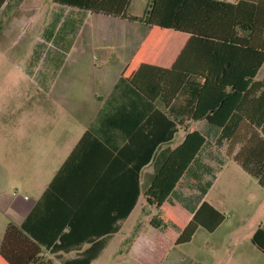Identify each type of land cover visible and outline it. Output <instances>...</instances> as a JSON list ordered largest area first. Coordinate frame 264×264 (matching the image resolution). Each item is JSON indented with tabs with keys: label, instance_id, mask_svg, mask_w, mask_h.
<instances>
[{
	"label": "crops",
	"instance_id": "0c3cea01",
	"mask_svg": "<svg viewBox=\"0 0 264 264\" xmlns=\"http://www.w3.org/2000/svg\"><path fill=\"white\" fill-rule=\"evenodd\" d=\"M229 1L235 3L239 0ZM46 3L47 0H6L0 6V35L7 37L11 31L12 35L18 27L25 25L26 16L30 18L27 26L32 27L36 15L45 12ZM53 4L58 8L54 14L48 16L46 11L45 16L36 20V42L31 46V54L35 52L34 48H45L42 43L48 45L53 63L52 84L46 85L48 94L51 99H58L77 122L81 133L72 142L68 138H46V144L59 145L55 158L60 160L59 165L47 171L46 175L51 178L41 196L32 203L13 202L9 206L4 203L0 206V248L7 226L13 223L31 240L36 235L45 241L41 246L42 256L52 264L80 259L91 249L98 250V254L90 264H111L109 256L118 257L115 264H218L214 256L220 250L216 253L209 251L206 244L210 241L220 243L224 239L227 234L224 232L228 230L225 227L227 217L214 232L200 226L190 242L177 244L182 231L176 226H169L171 236H168L151 225V219L161 211L149 204L145 195L170 153L183 142L187 131L193 132L191 124L197 123L194 131L200 132L206 143L167 202L179 204L191 218L205 201L222 212L209 200L213 183L204 181L213 173L214 163L219 159L204 160L203 152L210 141L200 125L204 123L207 129L218 131L217 142L227 145L226 156L234 160V155L228 154L229 141L221 140V129L207 120L191 121L185 117L192 94L204 78L190 76L169 107L160 102L150 104L130 85L122 82L124 70L150 31L145 22L146 15L142 18L130 15L131 2L127 18L94 15L54 1ZM87 20L91 24L86 30ZM41 22L44 23L39 31ZM67 27L70 32L61 34ZM90 32L95 48L86 50L80 40ZM86 70L95 73L87 74ZM263 79L264 65L256 77L257 81ZM43 80L48 81V75L42 76ZM155 111L176 122L177 132L173 138L160 144L151 160L145 162L150 154L148 134ZM140 165L142 168L136 178L135 168ZM197 190L200 200L193 206V192ZM144 208L146 216L140 221L139 215L141 217ZM6 209L9 212L7 221L3 218ZM74 217L81 233L67 251L55 252L53 247L60 244V235L69 231L70 218L72 221ZM90 225H95L100 236L86 234ZM257 230L252 233L249 247L253 261L242 258L243 264L264 261V253L252 243ZM227 240L229 248L223 251L221 260L226 264H240V255L237 256L242 251L238 249L240 243L234 238ZM194 242H201L198 254H193V248H190Z\"/></svg>",
	"mask_w": 264,
	"mask_h": 264
},
{
	"label": "trees",
	"instance_id": "16d2710c",
	"mask_svg": "<svg viewBox=\"0 0 264 264\" xmlns=\"http://www.w3.org/2000/svg\"><path fill=\"white\" fill-rule=\"evenodd\" d=\"M5 1L0 0V6ZM54 2L94 15L126 17L131 0ZM145 22L150 31L124 70L122 82L150 104L160 102L169 107L190 76L203 77L185 117L219 127L221 140L229 141L228 154L264 188V79L256 80L264 65V0H153ZM154 114L145 162L177 132L176 122L160 111ZM205 143L200 132L187 131L145 194L149 204L161 211L151 219V225L168 236L169 226H176L182 231L177 244L190 242L200 226L214 232L226 219L206 201L192 218L179 204L167 202ZM141 168H135L136 178ZM94 226L87 228L88 236H100ZM80 233L77 219L70 218L69 231L60 235V244L53 250L67 251ZM252 243L264 253V229L258 228ZM44 244L10 223L0 248V264H52L42 256ZM97 254L98 250L91 249L66 264H90Z\"/></svg>",
	"mask_w": 264,
	"mask_h": 264
},
{
	"label": "rangeland",
	"instance_id": "374dc122",
	"mask_svg": "<svg viewBox=\"0 0 264 264\" xmlns=\"http://www.w3.org/2000/svg\"><path fill=\"white\" fill-rule=\"evenodd\" d=\"M53 1L47 0L45 12H48V16L58 9ZM152 1L132 0L129 14L142 18ZM45 12L42 15L45 16ZM42 15H36L32 27L27 26L30 18L26 16L25 25L18 27L12 35V31L7 37L0 35V206L3 203L9 206L13 202L30 204L41 196L45 184L51 178L46 175L47 171L57 167L60 162L55 159L59 145L46 144V138H68L72 142L81 133L77 122L69 116L58 99H51L48 94L46 85L52 84L50 72L53 68L48 45L42 43L45 48H34L35 52L31 54V46L36 42V20ZM73 15L77 17L75 12ZM64 18L67 20L66 15ZM43 23L38 26L39 31ZM85 24L87 30L91 23L87 20ZM69 32L70 27H67L62 29L61 34ZM80 42L86 50L95 48L91 32L82 37ZM86 73L95 72L86 70ZM45 75H48V81L42 82V76ZM16 109L17 112L14 111ZM191 128L192 131L196 130L197 123L191 124ZM199 128L210 141L203 152L204 160L209 162L213 158L219 159L214 163L213 173L208 174L204 181L213 183L209 200L225 214V227L228 228L223 241H210L206 248L215 253L220 250L214 258L218 264H226L220 256L229 248L227 238H234L240 243L238 249L242 250L237 253L238 257L240 255V264L244 263L242 258L245 261L250 258L252 262L253 257L249 252L252 233L259 227L264 229V189L255 178L226 156L227 145L217 142V130L207 129L204 123ZM199 200L200 192L197 190L193 192V206ZM7 210V215L3 214L6 221L9 214ZM145 210L141 212V217L139 215L140 221L146 216ZM200 246L201 242H194L190 246L193 254H198ZM117 259L109 256L111 264H115Z\"/></svg>",
	"mask_w": 264,
	"mask_h": 264
}]
</instances>
